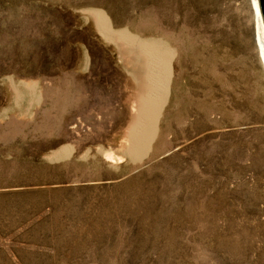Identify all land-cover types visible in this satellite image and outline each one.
I'll return each instance as SVG.
<instances>
[{
  "label": "rangeland",
  "instance_id": "obj_1",
  "mask_svg": "<svg viewBox=\"0 0 264 264\" xmlns=\"http://www.w3.org/2000/svg\"><path fill=\"white\" fill-rule=\"evenodd\" d=\"M252 2L0 0V264H264ZM119 32L163 57L129 152L148 67Z\"/></svg>",
  "mask_w": 264,
  "mask_h": 264
},
{
  "label": "bare ground",
  "instance_id": "obj_2",
  "mask_svg": "<svg viewBox=\"0 0 264 264\" xmlns=\"http://www.w3.org/2000/svg\"><path fill=\"white\" fill-rule=\"evenodd\" d=\"M255 15L258 23V37L264 58V18L259 0H252ZM102 18L100 17L98 27H101ZM114 39L120 41L121 45L134 47L145 59V65L148 71H144L140 76V86L137 96L136 116L132 125L129 126L126 132L127 144L124 145V151L129 152L136 150L144 138L149 126V112L153 108L154 102L160 99V89L163 74V57L161 49L151 46L148 41L136 42L135 39L127 33L119 32L112 34ZM152 71V74L150 73ZM144 79V80H142ZM11 86V85H10ZM13 95V93H12ZM124 144V143H123ZM62 151H58L56 156L59 157ZM66 152V151H65ZM53 156V155H52ZM55 158V157H54Z\"/></svg>",
  "mask_w": 264,
  "mask_h": 264
},
{
  "label": "water",
  "instance_id": "obj_3",
  "mask_svg": "<svg viewBox=\"0 0 264 264\" xmlns=\"http://www.w3.org/2000/svg\"><path fill=\"white\" fill-rule=\"evenodd\" d=\"M259 1H260V6H261L263 18H264V0H259Z\"/></svg>",
  "mask_w": 264,
  "mask_h": 264
}]
</instances>
